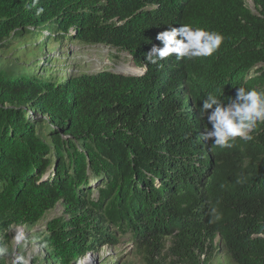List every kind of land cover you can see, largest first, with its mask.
Wrapping results in <instances>:
<instances>
[{"label":"trees","instance_id":"obj_1","mask_svg":"<svg viewBox=\"0 0 264 264\" xmlns=\"http://www.w3.org/2000/svg\"><path fill=\"white\" fill-rule=\"evenodd\" d=\"M251 2L0 0V231L32 230L59 206L34 232L41 264L123 241L113 264H264V123L213 147L199 113L209 93L264 91V0ZM184 23L222 34L220 49L148 63L158 33ZM64 40L125 52L143 74L17 55Z\"/></svg>","mask_w":264,"mask_h":264},{"label":"clouds","instance_id":"obj_2","mask_svg":"<svg viewBox=\"0 0 264 264\" xmlns=\"http://www.w3.org/2000/svg\"><path fill=\"white\" fill-rule=\"evenodd\" d=\"M42 11L38 9V13ZM224 39L219 32L193 27L191 23L181 24L178 28L167 27L156 36L163 46L153 45L145 59L148 63L162 66L161 61L173 56L177 60L210 58L220 49ZM144 68L146 70V64ZM201 103L200 116L211 125L201 139L211 141L213 147L231 148L236 138L251 140L250 133L258 122L264 123V91L239 87L235 89V96L229 97L228 103L221 101L215 93H209ZM215 219L220 220L221 216L217 214Z\"/></svg>","mask_w":264,"mask_h":264},{"label":"rangeland","instance_id":"obj_3","mask_svg":"<svg viewBox=\"0 0 264 264\" xmlns=\"http://www.w3.org/2000/svg\"><path fill=\"white\" fill-rule=\"evenodd\" d=\"M246 1L248 7L254 11L251 0ZM46 32L42 30L40 35H46ZM39 41L36 43L38 44ZM36 49L33 59L32 56H25V52L17 53V55L25 62L32 60L30 63H35L38 61V65L50 66L53 71H60V73L63 70H66L65 73H95L103 67L112 72H118L119 68H122L124 72L140 70L139 73H143L141 68L133 64L128 54L103 46H85L64 40L54 44L51 52L40 51L38 47ZM29 50L32 52L35 47H29ZM47 60H49L48 64ZM61 214L62 210L57 206L32 230L24 227H11L9 230L0 231V264H41L40 259L43 255L38 249L34 232L42 230L45 221L59 217ZM117 247L113 248L111 244H104L98 251L87 254L76 264H113L112 261L121 253H123L121 261H124L128 257L126 254L129 253L131 246L123 241Z\"/></svg>","mask_w":264,"mask_h":264},{"label":"water","instance_id":"obj_4","mask_svg":"<svg viewBox=\"0 0 264 264\" xmlns=\"http://www.w3.org/2000/svg\"><path fill=\"white\" fill-rule=\"evenodd\" d=\"M140 70L135 71L134 73H123L118 70V73L127 77H136L140 75Z\"/></svg>","mask_w":264,"mask_h":264},{"label":"bare ground","instance_id":"obj_5","mask_svg":"<svg viewBox=\"0 0 264 264\" xmlns=\"http://www.w3.org/2000/svg\"><path fill=\"white\" fill-rule=\"evenodd\" d=\"M119 71L123 72V73H134L136 70H131V71H128V72H124V70L122 68H119Z\"/></svg>","mask_w":264,"mask_h":264}]
</instances>
